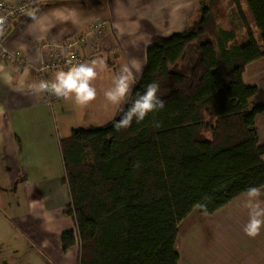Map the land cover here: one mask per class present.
Returning <instances> with one entry per match:
<instances>
[{
	"label": "trees",
	"instance_id": "1",
	"mask_svg": "<svg viewBox=\"0 0 264 264\" xmlns=\"http://www.w3.org/2000/svg\"><path fill=\"white\" fill-rule=\"evenodd\" d=\"M202 0L198 17L155 36L115 118L60 140L78 243V264H177L178 224L195 207L212 213L250 187H264V104L244 82L264 56V0ZM159 85L163 109L117 130L131 101Z\"/></svg>",
	"mask_w": 264,
	"mask_h": 264
},
{
	"label": "crops",
	"instance_id": "2",
	"mask_svg": "<svg viewBox=\"0 0 264 264\" xmlns=\"http://www.w3.org/2000/svg\"><path fill=\"white\" fill-rule=\"evenodd\" d=\"M200 1L41 0L3 30L4 46L25 61L0 57V264H78V243L63 249L60 240L62 232L75 229L73 218L64 214L70 194L62 180L60 140L74 128L100 126L115 118L124 103L111 104L104 96L113 77L128 65L137 80L153 38L186 28L198 17ZM101 17L106 27L95 34L91 22ZM77 35L91 42L76 46L81 63L104 61L92 82L95 100L80 106L72 97L49 94L50 101H43L45 93H34L31 86L39 83L36 68L50 58L46 44ZM60 70L68 68L48 69L49 81ZM243 77L258 87L255 100L264 104V56L247 64ZM256 123L264 142V111ZM48 161L55 164L49 166ZM260 191L264 206V187ZM246 199V192L239 194L211 213L217 214L213 219H182L175 243L177 264H264V226L254 238L243 231Z\"/></svg>",
	"mask_w": 264,
	"mask_h": 264
},
{
	"label": "clouds",
	"instance_id": "3",
	"mask_svg": "<svg viewBox=\"0 0 264 264\" xmlns=\"http://www.w3.org/2000/svg\"><path fill=\"white\" fill-rule=\"evenodd\" d=\"M103 59L97 58L89 63H78L67 71L60 70L55 73L51 81H40L31 86L34 93H48L57 98H74L76 104L86 106L95 100L97 91L92 86L93 80L98 75V69L104 67ZM137 72L141 71L139 64L132 66ZM135 81L132 68L122 66L120 72L113 77L112 87L104 92L106 100L111 104H122L131 93L132 84ZM159 85L149 83L143 94H139L131 101L130 107L123 112L120 120L114 127L119 130L131 125L133 119L136 122L144 120L145 116L164 107V101L158 97ZM247 199L244 207L247 209L248 219L243 226V231L248 237H256L264 226V206L259 200L261 191L258 187H250L246 190Z\"/></svg>",
	"mask_w": 264,
	"mask_h": 264
},
{
	"label": "built area",
	"instance_id": "4",
	"mask_svg": "<svg viewBox=\"0 0 264 264\" xmlns=\"http://www.w3.org/2000/svg\"><path fill=\"white\" fill-rule=\"evenodd\" d=\"M38 1L41 0H0V57L11 60L16 59L21 64L25 61L23 56L13 54L4 46L1 41V33L7 26L23 18ZM106 24V19L102 17L95 18L91 22V31L95 34H101ZM80 42L91 44L89 37L86 35H77L65 40L46 44L50 50V58L47 62L42 63L41 66L36 68L39 82L49 81L47 72L52 67H65L69 69L71 66L81 63L82 57L76 51V46ZM42 44L43 42H40V45ZM50 99V95L45 93L43 101L48 102Z\"/></svg>",
	"mask_w": 264,
	"mask_h": 264
},
{
	"label": "rangeland",
	"instance_id": "5",
	"mask_svg": "<svg viewBox=\"0 0 264 264\" xmlns=\"http://www.w3.org/2000/svg\"><path fill=\"white\" fill-rule=\"evenodd\" d=\"M243 3H244V7L246 9H248V6H247V3H246L245 0H243ZM61 161H62V159L59 156L57 163L59 165H61ZM51 164L54 165L55 164L54 161H48L47 162V165L50 166ZM60 180H61V177H60ZM216 217H217V214L202 213V212L199 211L198 207H195L185 218L193 220L194 221L193 223H200L201 220L205 221V220L213 219V218H216Z\"/></svg>",
	"mask_w": 264,
	"mask_h": 264
}]
</instances>
